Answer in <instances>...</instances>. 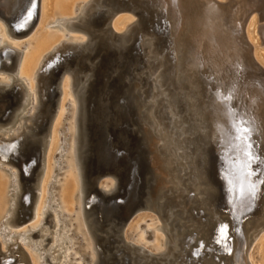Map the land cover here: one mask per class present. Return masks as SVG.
<instances>
[{
	"label": "water",
	"instance_id": "1",
	"mask_svg": "<svg viewBox=\"0 0 264 264\" xmlns=\"http://www.w3.org/2000/svg\"><path fill=\"white\" fill-rule=\"evenodd\" d=\"M40 1L36 0L31 19L20 27L29 0H0V19L15 36H28L39 23ZM98 3L74 24L87 34L89 42L59 52L58 57L51 56L50 64L41 72L40 104L28 136L6 142L15 146L5 154L19 174L14 219L24 224L33 217L37 183L46 161L44 142L57 113L62 82L71 76L80 106L77 144L85 212L96 242L98 264H229L227 257L234 253L236 241L244 239L246 251L264 222V169L260 167L264 161L263 139L257 133L249 135L251 152L259 159L248 158L247 173L243 174L245 180H259L257 191L242 189L247 197L257 195L258 204L254 212L234 219L224 201L225 162L217 145L202 132L209 131L204 121L207 114L198 106L202 90L188 77V56L194 39L203 34L188 23V17L199 10H182L186 24L171 19L170 0H103L96 8ZM121 13L137 20L128 32H117L112 26ZM19 65V56L0 50V71L13 78L11 86L0 87L1 125L12 124L23 108L25 90L17 83ZM202 70L205 72V68ZM171 114L174 123L187 124L184 130L188 131L191 124L189 144L193 148H189L200 146L191 159L192 167L195 170L199 166L204 174L206 198L188 193V182L179 180L177 171L184 166L183 156L178 157L166 144L165 131L154 119H166ZM151 122L156 127L152 128ZM188 146L183 150L187 158ZM228 156L235 162L233 154ZM106 180L115 183L112 191L101 187ZM191 183L197 184L194 180ZM234 188L240 192L239 186ZM214 210L222 218L220 223ZM146 212L161 219L170 244L178 237L184 247L195 237L198 246L190 254L189 249L176 250L169 245L163 256L136 246L126 235L127 228ZM173 219L181 220L180 225L175 224L180 232L171 231ZM220 226L227 227L225 235L219 234ZM196 250H200L197 256ZM14 254L6 256L0 250V264H31L24 251Z\"/></svg>",
	"mask_w": 264,
	"mask_h": 264
},
{
	"label": "bare ground",
	"instance_id": "2",
	"mask_svg": "<svg viewBox=\"0 0 264 264\" xmlns=\"http://www.w3.org/2000/svg\"><path fill=\"white\" fill-rule=\"evenodd\" d=\"M7 1L5 0V2ZM72 1L41 0L38 25H42L45 20L52 17L54 5H57L59 11H64L67 14L70 13L72 11ZM97 1L84 0L78 13L70 17L59 18L54 22L55 25L60 23V27L68 33L81 32L85 38L76 37L72 39L67 34L68 37L63 39L60 36L61 34L52 37L50 33L45 32L38 39L32 52H28L29 54H26V51L24 54L23 50L11 44L9 40H4L8 35L14 38L17 36L9 31L5 23L6 26L4 28L1 27L3 33L0 36V50L5 51L9 55L20 57L21 62L17 73V83L21 84L25 90V96L23 108L13 123L0 127V130H2L0 132V167L7 164L8 156L5 153L13 150V147L7 145L6 142L25 139L30 132V126L32 125V120L35 118L41 99L39 91L41 72L50 64L51 56L56 54V57H58L59 52H68L72 50V47L80 48L89 42L87 34L76 28L74 24L85 18L87 12L95 8L92 5H96ZM102 1L99 0V3H102ZM214 1L175 0L173 2V0H170L168 11L173 21L177 20L178 23L184 21L187 24L182 10L184 8L191 12L199 10L191 13L188 17V23L194 28L198 27L203 31V34L194 39V47L191 48L190 56H188V77L189 79H194L202 90L198 106L201 107V113L207 114L204 121L207 120L209 129L208 132H205V130H202V132L207 139L217 145L220 158H223L225 162L223 168L225 169V174H223L225 178L223 183L227 191L225 190L224 193V201L226 208L232 211L229 212L230 215L235 219V217L239 218L249 212L243 211L236 204L233 205V202H236L237 198L247 196L245 195L247 193H242V189L243 191L250 189L257 191L259 188H256V186L259 180L254 181L251 178L245 180L246 177L243 176L244 173H247L245 169H247V160L249 158L247 155L249 152L248 145H251L249 142L250 136L246 134L243 141L235 138L236 133L231 128L233 117L228 114V109L233 107L237 109L236 119L243 116L244 120L252 121L250 135L252 133L261 135L264 151V59L258 57L257 47L252 39V32L255 31V26L257 27V33L264 39V24H261L262 16H264V0ZM99 3L96 8L100 7ZM122 16L127 20L122 24V27L118 28L119 25L116 24V21ZM135 24H137L135 17L121 13L113 21L112 26L117 32H128ZM261 56L264 58V54ZM203 68H205V72L202 70ZM27 78L29 80H25ZM12 83V76L8 80L0 79V87H9ZM231 86H235V98L227 102L226 106L222 105L217 100L216 93ZM69 91L74 94L73 99L69 98ZM79 107L78 98L73 90L72 78L71 76H66L62 82L61 98L57 113L44 142L46 161L43 173L37 183V196L34 214L31 219L32 222L28 223V225L27 223H19L14 219L18 191H16V201L15 203L13 202L15 207L12 214H10L11 205L8 206L7 190L10 188L12 181L20 189L19 174L14 173L15 171L10 173L13 176V180L9 181L5 174L0 172V218L2 217L0 222V239L6 242L2 247V241L0 240V250L6 256L13 257L15 256V251L22 250L28 256L31 264H85L86 260L90 264H98L97 246L89 228L85 212L84 177L78 157ZM67 117L72 118V124L66 126L68 132L64 133V129L59 127V125ZM154 119L159 125L157 126L165 131L166 138L169 140L166 141V144L173 148L178 157L183 156L184 166L177 171L180 182L182 184L188 182V193H197L199 198H206V184L204 182L206 179L204 174L199 166H196L195 170L192 167L191 159H194L198 150H200V146L194 150H190L191 148H189L192 147V143L189 144V141L193 137L189 130V125L191 124H188V131L184 130L183 127L187 126V124L185 122L174 123L175 117L173 114L166 119L158 120L156 117ZM165 124H170L171 126H165ZM150 125L152 128L156 127L154 122H151ZM242 126L247 127L249 125ZM68 138L72 141L71 145L67 141ZM187 144L189 145L186 148L188 158L184 155L187 152L183 151ZM228 154H233L235 162L231 160ZM53 157L54 160L56 159L54 165L52 162ZM63 157H70L72 160L70 166L74 168V173L70 175V179H68L62 191V207L65 209L62 211L61 208L56 209L60 204L58 200L53 201L54 196L51 193V187L53 188L52 185L54 184L58 170L66 167V159L62 160ZM260 167L264 169L263 160ZM10 168H7V170L10 171ZM192 180L197 184L191 183ZM104 185H107V188ZM235 186H239L240 192L234 190ZM101 187L106 191H112L115 188V183L108 180L102 183ZM77 196L79 197L78 205L74 202ZM255 198H257V195L253 194L251 196V202L254 205L253 211H255L258 204ZM74 208L75 210L78 209L79 213L77 211L74 212ZM262 210L264 212V196L262 198ZM143 214H139L128 225L127 236L134 222L139 220ZM213 214L217 218L218 223H220L222 218L219 212L214 210ZM4 218L5 220H3ZM48 218L50 222H48ZM157 218V220L161 221L158 216ZM181 223L180 219H173L170 224L172 227H170L171 231L180 232V229H176L175 224L180 225ZM13 226H16V229H13ZM53 228H55L54 231L52 230ZM224 228L226 229L227 227H219L220 235L226 234ZM153 229H157V231L161 230L165 233V238L158 239L154 248H151L142 236L141 242L132 240L136 246L146 249L151 255H165L168 252L169 245L173 246L176 250L185 251L189 249L188 251L191 254L193 249L198 246L197 242H194L195 237H193L191 243L185 244L184 247L180 246V239L175 236L173 242L170 244L162 221L160 224L153 225ZM258 230L251 239V242L249 240L250 243L246 251L244 249L246 241L240 238L236 241L237 247L234 249V253L230 258L227 257V260L230 261L229 264H264V239H261L259 263L254 262L251 254L253 250H250L252 242L256 240L259 234L261 235L260 237H264V222L261 226H258ZM142 241L144 242L142 243ZM161 241L164 242L161 243ZM258 241L260 242V240ZM29 244L33 251L40 252L38 253L39 257L34 256L28 250L29 254L24 249L23 246L27 248ZM58 247H60L59 250H57ZM56 252H59V254ZM55 253L57 255H54ZM198 254H200V250L195 251V255L197 256ZM60 257H63L62 261H59Z\"/></svg>",
	"mask_w": 264,
	"mask_h": 264
},
{
	"label": "rangeland",
	"instance_id": "3",
	"mask_svg": "<svg viewBox=\"0 0 264 264\" xmlns=\"http://www.w3.org/2000/svg\"><path fill=\"white\" fill-rule=\"evenodd\" d=\"M66 1H69V0H66ZM83 1L84 0H73L72 1V11L70 13H66V12H61L59 11L57 5H54L53 7V14H52V17L45 20L43 22L42 25H38L37 28L35 29V31H33L31 34H29L28 36H23L22 37H11V36H7V38L5 37L4 40H9V42L11 44H13L14 46L18 47L19 49L23 50L24 51V54H29L28 52H32V49L33 47L36 45L38 39L40 38V36L42 34H44L45 32L46 33H50V35L52 37L56 36V35H60L61 37L64 38H67V34L69 35V37H71L72 39L73 38H85L84 37V34H82L81 32H67L65 31L64 29H62L60 27V23L59 24H54V22L59 19V18H64V17H70V16H73L75 15L76 13L79 12L82 4H83ZM67 14V15H66ZM123 19V20H122ZM127 20V19H126ZM126 20L124 19V16L118 18V20L116 21L118 28L119 27H122V24L124 22H126ZM262 22L261 24H264V16H262ZM121 21V22H120ZM121 25V26H120ZM6 25L4 24V22L0 19V36L2 35L3 31L1 29L4 28ZM62 29V30H61ZM37 30V31H36ZM254 30L252 32V39L254 41V44L255 46L257 47V55L260 59H264L262 58V54H264V45H263V38L261 37V35H259L257 33V27L255 26L254 27ZM26 51V52H25ZM21 62V60H20ZM23 63V61H22ZM11 77V75L8 73V72H5V71H0V79L1 80H8L9 78ZM25 80H29L28 78L25 79ZM69 98L73 99L74 98V94L72 92L69 91ZM72 101V100H71ZM69 124H72V118L71 117H67L65 120H63L59 127L63 128L64 129V133H67L68 131L66 130V126L69 125ZM8 124H0V127H5L7 126ZM0 132H2V130H0ZM66 135V134H64ZM67 141L70 143H72V141L68 138ZM66 159V167L65 168H62L60 170H58V174L56 173V177H55V181H54V184L52 185L53 188L51 187V193L52 195L54 196L53 197V201L55 200H58L59 202V206L56 207V209H60L63 211L65 210L63 207H62V191L65 187V184L66 182L68 181V179H70V175H72L74 173V168L72 166H70L72 164V160L70 159V157H63L62 160ZM56 160V159H55ZM55 160H54V157L52 158V162H53V165L55 163ZM7 164H5L4 166L0 167V172L2 174H5L7 180H13V176L10 175V173L14 172V173H17L18 175V172H17V168L13 167L10 163L6 162ZM12 167V168H10ZM7 168H10V171L7 170ZM108 181V180H106ZM19 186H17V184L15 182H11V186L10 188H8L7 190V200L9 201L8 203V206L11 205L10 207V214L13 213V209L15 207L14 203L16 201V198H17V194H16V191L20 192V189L18 188ZM105 188H107V185L105 186ZM246 195V194H245ZM244 195V196H245ZM14 202V203H13ZM75 204L78 205L79 204V197L77 196L74 200ZM237 205L240 209H242L243 211H247V212H254V205H253V202H251V196L250 197H241V198H237L236 202H233V205ZM73 211H78V209L75 210V208L73 209ZM77 213V214H78ZM150 212H146V214H143L139 220H137L136 222H134L133 224V227L130 228V231H129V234L128 236L130 237L131 240H135V241H138V242H141V236L144 237V241L146 243H148L151 248H154L155 244L157 243V240L160 238L163 237V239L165 238V233L161 230H158L157 229H153V225H156V224H160V220H157V216H155V214H149ZM2 218V217H1ZM0 218V222H1V219ZM5 220V218L3 219ZM74 221V219H73ZM158 221V222H157ZM32 222L29 221L28 223ZM27 223V225H28ZM1 224V223H0ZM26 225V224H25ZM13 229H16V226H13L12 227ZM53 231L55 230V228L52 229ZM261 235L259 234V236H257L256 240L252 242V247H251V254H252V257H253V260L255 263H259V260H260V253H259V249H260V245H261V239H264V237H260ZM140 237V238H139ZM42 239V238H41ZM73 239H75L73 237ZM147 239V240H146ZM260 240V242L258 240ZM1 240V239H0ZM2 241V247L3 245L6 244V242H4L3 240ZM32 241H37V240H32ZM78 241H80V239H78ZM142 241V243L144 242ZM164 242V241H161V243ZM53 243V242H51ZM254 243V244H253ZM50 245H53V244H50ZM254 245V246H253ZM25 250H27V252L29 253V251L34 255V256H38L39 257V254L40 252H35L33 251L31 248H30V244L27 246H23ZM51 247V246H49ZM60 247L57 248V250H59ZM29 250V251H28ZM57 254H59V252H56ZM54 254V255H57V254ZM30 254V253H29ZM53 257V256H52ZM63 257H60V260L59 261H62ZM85 264H90L89 261H85Z\"/></svg>",
	"mask_w": 264,
	"mask_h": 264
},
{
	"label": "snow or ice",
	"instance_id": "4",
	"mask_svg": "<svg viewBox=\"0 0 264 264\" xmlns=\"http://www.w3.org/2000/svg\"><path fill=\"white\" fill-rule=\"evenodd\" d=\"M173 2H175V0H173ZM36 0H29V7L28 9H26V15L24 17H22V22L20 24V27H23L24 24H26L32 17L33 15V10L36 8ZM235 86H231L228 87L227 89L223 90V91H217L216 93V97L217 100L220 101V103L222 105L227 104V102L232 101L235 98ZM228 114L233 117L232 121H231V128L235 131L236 139H242L245 137L246 134L251 133L252 128H251V124L252 121L250 120H244L243 116H241L239 119H236L237 117V109L235 107L228 109ZM242 125H249L247 127H243ZM10 147H15L10 146ZM249 147V152L247 153L248 157L250 160L252 159H259V157L254 156V154L250 151L251 149V145H248ZM262 183H264V181H262Z\"/></svg>",
	"mask_w": 264,
	"mask_h": 264
}]
</instances>
